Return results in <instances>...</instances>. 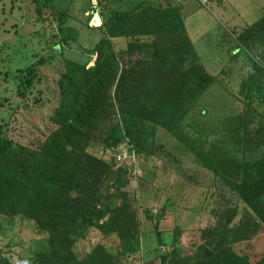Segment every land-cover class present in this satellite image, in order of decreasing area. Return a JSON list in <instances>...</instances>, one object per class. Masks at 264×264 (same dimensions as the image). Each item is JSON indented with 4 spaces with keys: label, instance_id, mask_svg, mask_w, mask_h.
<instances>
[{
    "label": "rangeland",
    "instance_id": "374dc122",
    "mask_svg": "<svg viewBox=\"0 0 264 264\" xmlns=\"http://www.w3.org/2000/svg\"><path fill=\"white\" fill-rule=\"evenodd\" d=\"M140 1L102 2L100 26L95 27L86 1L54 0L42 7L31 0H0V135L21 145H41L55 129L49 118L59 100L56 81L65 71L57 43L64 49L69 46L70 50L90 56L93 63L96 55L92 50L96 43L108 39L119 63L116 80L124 69L133 94L127 91L125 102L119 104L112 88L113 114L99 124L100 130L88 142L87 151L109 163L112 171L128 169L126 190L135 199L133 207L140 241L135 251L120 254L119 236L109 225L112 214L105 213L76 238L77 259L96 247L105 248L114 264H172V261L173 264H228L231 260H245L244 253L249 247L253 253L262 254L264 228L239 229L245 219L261 224L235 188L228 185L226 178L231 172L226 169L222 173L226 177L222 179L197 165L158 121L159 108L167 104V93L184 78L186 74L183 78L180 74L188 67L189 73L199 74L200 84L208 86L199 94L184 123L206 120L226 136L221 124L231 119L230 122L238 123L233 127L234 140L258 137L264 141V78L257 83L254 95L241 92L243 80L251 69L249 61L262 64L264 47L256 43L248 53L229 54L236 47L235 38L261 13L253 0H212L206 6H201L198 0H176L189 45L187 54L181 58L170 51L169 40H158L157 33L155 37L143 33L109 36L112 14L131 10ZM221 4L225 16L218 10ZM234 10L241 15L239 31L226 19L234 15ZM60 24L62 31L58 29ZM123 28L120 25L121 31ZM68 29H74L75 34L70 35ZM116 30L119 31L117 24ZM153 39L158 40L156 45ZM163 55L171 56L178 70L162 78L155 69ZM123 111L136 114L141 118L139 124L144 123L145 130L153 133L139 158L128 146L119 149L104 145L111 127H117L122 134L126 126L135 127L122 121ZM240 120L245 127L240 125ZM258 153L248 154L247 174L256 175L253 164L259 158ZM232 157L240 162L241 152L233 150ZM112 179L113 176L101 192L98 206L101 211L107 205L114 206ZM205 249L211 251L210 257L201 260ZM48 251V236L39 231L34 220L23 215L12 218L0 215L1 257L12 264H32L36 254Z\"/></svg>",
    "mask_w": 264,
    "mask_h": 264
},
{
    "label": "trees",
    "instance_id": "16d2710c",
    "mask_svg": "<svg viewBox=\"0 0 264 264\" xmlns=\"http://www.w3.org/2000/svg\"><path fill=\"white\" fill-rule=\"evenodd\" d=\"M53 1L31 0L42 7ZM106 1L112 0H100L99 7ZM179 10L176 0H142L131 10L112 14L109 36L128 37L143 33L155 37L157 33L158 40H169L170 51L183 58L189 45ZM120 25L124 26L122 31ZM61 26L58 28L60 31ZM158 29L160 33L156 32ZM68 31L70 35L75 34L74 29ZM158 40L153 39V44L156 45ZM235 43L236 47L230 49V55L248 53L256 43L264 47V15L240 32ZM60 44L57 43V47L65 71L56 81L59 100L49 118L55 129L38 146L21 145L0 135V215L11 218L23 215L34 220L39 231L48 236L49 251L36 254L32 264H114L112 256L103 247H96L79 260L74 244L83 230L94 226L105 213H110L109 225L120 239L119 253L135 251L139 246V223L133 207L135 199L126 190L128 169L112 171L109 163L87 151L88 142L100 130L99 124L113 114L112 88L114 99L123 104L127 91L133 94L129 87L130 79L123 69L116 80L119 63L108 39L96 43L92 50L96 55L94 64L84 66L66 60L61 53L64 47ZM158 63L155 69L158 77H168L178 70L171 56H160ZM249 63L251 69L243 80L244 91L241 92L254 95L257 83L264 78V62ZM189 70L187 67L180 74L182 78L186 75L167 93V104L159 108L158 121L197 165L222 179L226 177L222 174L226 169L231 172L226 178L228 185L235 188L261 224H252L245 219L239 224V229L264 228V141L258 140V137L234 140L236 130L233 127L238 123L230 122L231 119L221 124L226 136L214 123L206 120L184 123L199 94L208 86L207 83L200 84L197 81L199 74L189 73ZM122 115L123 122L132 123L135 127L126 126L123 134L117 127H111L104 145L117 147L126 139L129 151L139 158L153 133L145 130L144 123L139 124L141 118H137L136 114L129 115L123 111ZM240 125L246 126L243 121ZM243 133L246 135L247 130L244 129ZM230 148L241 152L240 162L245 166L232 157L233 150ZM251 152H259L256 154L259 158L253 164L256 175L246 173L247 158ZM111 176L114 191L111 202L114 206L107 205L101 211L98 209L101 192ZM244 255L247 256L245 260H231L228 264H264V253L255 254L249 247ZM0 264L12 263L0 256Z\"/></svg>",
    "mask_w": 264,
    "mask_h": 264
},
{
    "label": "water",
    "instance_id": "95a60500",
    "mask_svg": "<svg viewBox=\"0 0 264 264\" xmlns=\"http://www.w3.org/2000/svg\"><path fill=\"white\" fill-rule=\"evenodd\" d=\"M61 53L66 60L73 62V63H76V64H79L81 66H84L87 64H89V65L94 64V61H93V63H91L92 58L88 55H85V54H82V53H79V52H76V51H73L70 49H63V50H61ZM95 58H94V60H95ZM126 147H127L126 142L118 145L119 149H123ZM210 254H211V251L208 249H205L202 253L201 260L208 259L210 257Z\"/></svg>",
    "mask_w": 264,
    "mask_h": 264
},
{
    "label": "crops",
    "instance_id": "0c3cea01",
    "mask_svg": "<svg viewBox=\"0 0 264 264\" xmlns=\"http://www.w3.org/2000/svg\"><path fill=\"white\" fill-rule=\"evenodd\" d=\"M233 2L235 1V2H237L238 0H232ZM253 2H255V5H256V8L258 9L257 11L258 12H260L261 13V15H260V17L261 16H263L264 15V0H253ZM234 6H236V3H235V5ZM218 10H220V12L222 13V15L223 16H225V14H224V12H225V8L222 6V4H221V8L220 9H218ZM233 14L234 15H232V17H229V18H226L227 19V21H230L231 23H232V26L233 27H236L235 28V31L236 30H238V26L240 25H238V20H239V18L241 19V15L239 14V11H237V10H234L233 11ZM259 17V18H260ZM96 18H98V17H96ZM258 18V19H259ZM257 19V20H258ZM95 21V20H94ZM256 21V20H255ZM255 21H253V22H255ZM252 22V23H253ZM247 26V25H246ZM240 30V29H239ZM238 30V31H239Z\"/></svg>",
    "mask_w": 264,
    "mask_h": 264
},
{
    "label": "built area",
    "instance_id": "2783aa9c",
    "mask_svg": "<svg viewBox=\"0 0 264 264\" xmlns=\"http://www.w3.org/2000/svg\"><path fill=\"white\" fill-rule=\"evenodd\" d=\"M80 1H86L90 4L89 16L93 15V17L91 19V24L95 27L100 26V24H98L97 26L93 24L95 17L99 18V2H100V0H80ZM198 1H199L201 6H206L212 0H198Z\"/></svg>",
    "mask_w": 264,
    "mask_h": 264
},
{
    "label": "bare ground",
    "instance_id": "6f19581e",
    "mask_svg": "<svg viewBox=\"0 0 264 264\" xmlns=\"http://www.w3.org/2000/svg\"><path fill=\"white\" fill-rule=\"evenodd\" d=\"M94 20H95V21H93V24H94V25L97 26L98 24H100L99 18H96V17H95Z\"/></svg>",
    "mask_w": 264,
    "mask_h": 264
}]
</instances>
